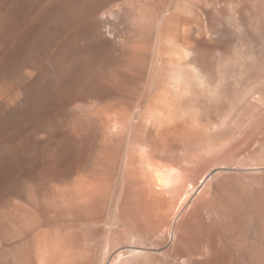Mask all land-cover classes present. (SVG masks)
Instances as JSON below:
<instances>
[{"label": "rangeland", "instance_id": "obj_1", "mask_svg": "<svg viewBox=\"0 0 264 264\" xmlns=\"http://www.w3.org/2000/svg\"><path fill=\"white\" fill-rule=\"evenodd\" d=\"M0 264H264V0H0Z\"/></svg>", "mask_w": 264, "mask_h": 264}, {"label": "bare ground", "instance_id": "obj_2", "mask_svg": "<svg viewBox=\"0 0 264 264\" xmlns=\"http://www.w3.org/2000/svg\"><path fill=\"white\" fill-rule=\"evenodd\" d=\"M32 30L34 31V28H32ZM35 33L33 32V34ZM32 35L30 37H32ZM26 37H27V34H26ZM24 41L26 42L27 40H24ZM21 42L24 43L23 41ZM108 123L107 125L108 127H110L109 126L110 123L109 124ZM114 126H113V129H114ZM144 137L142 136V138ZM153 151L154 150H150L148 148V145L144 146L142 144L139 145V147H137L135 151L136 168L141 176L140 178L142 180V184L144 188L143 189L144 191L142 192L143 194L142 203H143L145 212L149 216L157 214L159 217L164 218V220L168 216L169 218H171L170 222L169 221L168 222L172 225V223H175L176 220L178 219L180 215V211L186 201L185 199H187V197H185V194L189 193V190H191L190 187L191 186L194 187L195 184L194 185L192 184L187 185L188 183L182 184L183 186L187 185L186 189H188V191L187 192L180 191L179 187H181L180 185L182 183V180L184 179L182 173L176 168L168 167L160 163L159 161H157L156 158L152 154ZM206 178L207 176L202 178V182H205ZM79 191H83V188H80ZM155 219H156V216H155Z\"/></svg>", "mask_w": 264, "mask_h": 264}]
</instances>
